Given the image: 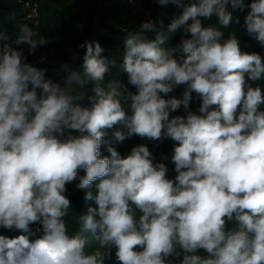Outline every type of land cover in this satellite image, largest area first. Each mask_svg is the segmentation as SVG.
Here are the masks:
<instances>
[{"label":"clouds","instance_id":"1","mask_svg":"<svg viewBox=\"0 0 264 264\" xmlns=\"http://www.w3.org/2000/svg\"><path fill=\"white\" fill-rule=\"evenodd\" d=\"M158 3L182 10L167 31L183 36L162 47V20L127 33L119 66L135 92L105 85L116 61L99 42L80 45L82 65L66 66L61 83L0 31V228L20 233L0 235V264H104L113 248L119 264H264V57L223 31L229 5L248 9L245 34L264 48V0ZM18 32L30 52L47 43L27 24ZM133 136L175 142V177L146 145L122 157L116 145ZM74 181L95 206L70 233Z\"/></svg>","mask_w":264,"mask_h":264},{"label":"trees","instance_id":"2","mask_svg":"<svg viewBox=\"0 0 264 264\" xmlns=\"http://www.w3.org/2000/svg\"><path fill=\"white\" fill-rule=\"evenodd\" d=\"M144 0H41V22L39 32L40 36L47 40V43L39 47L35 51V60L46 58V61L37 67L47 70L46 76L52 79L54 82H61L65 79L67 73L65 67H71L73 69L79 68L82 65L83 55L85 49L80 47L85 41H96L101 44L105 49L102 54L109 60H115L116 66L111 67L108 74L105 76V85L107 82H119L128 86V90L135 92L133 86L128 85L127 73H123L120 76V72L123 70L120 68L122 63V56L124 53V38L128 32L137 31L140 25L146 21L140 20L142 12L138 14L134 11L135 7L131 5L135 2L139 5ZM150 4L151 0H147ZM250 3L251 0H246ZM185 4L190 3V0H184ZM156 4L153 6L152 20L157 21L159 27V21H163V26L159 27V30L167 37L162 47L173 48L176 47L183 33L178 31L175 34H171L167 31L168 25L171 21L177 17L181 9L175 5L169 4L165 9L161 8V5L156 0ZM157 6V7H156ZM141 7V6H140ZM229 10L233 12V21L229 29H223L225 38L229 33L235 34L240 40L241 50L245 52H256L264 57V48H262L258 41L245 34L243 23L244 17L248 13V9L243 11L236 9L232 10L229 5ZM24 9L20 0H0V31H5L9 34V40L6 41L12 47H17L14 43L17 38L18 25L24 23L22 19L24 17ZM215 18L211 21H205L206 25L214 24ZM26 24V23H24ZM146 35L150 39L155 38V33L148 32ZM3 42H0L2 44ZM24 49V48H23ZM25 56L27 50L24 49ZM28 56V55H27ZM179 58V54H177ZM264 86V80L258 82ZM182 86L175 89L171 96L180 98L183 93ZM86 93L85 99L81 102L87 104V96L94 95L92 92V85H87L85 89L79 90ZM192 105V102L191 104ZM264 107V106H262ZM199 107L190 108L192 111H197ZM183 107L175 112L173 115H183ZM118 126H114V129L108 130L109 135ZM147 138H140L139 136H133L126 139L122 143L116 145L117 151L122 157H126L134 146L143 144L146 145L152 152L156 161L163 162L167 165L169 172V178H174L176 173L174 171V164L171 162V156L173 154V148L175 142L171 140H164L160 143L159 147L155 150ZM104 155L108 153L102 149ZM167 157V158H165ZM83 175V173H81ZM76 183L68 184L67 195L69 196L71 207L69 209L68 216L71 218L72 228H68L72 233L79 228L78 217L79 215L87 214V210L90 206H95L94 201H88L85 199V193L82 190L76 188ZM93 194H96L95 182L91 188ZM136 217L141 214L139 209L134 208ZM35 226V225H33ZM231 227V225H229ZM8 231V230H7ZM92 251V249H88ZM115 248L111 250V254L105 257L104 264H119L116 255ZM182 257L172 258L171 264H178Z\"/></svg>","mask_w":264,"mask_h":264},{"label":"built area","instance_id":"3","mask_svg":"<svg viewBox=\"0 0 264 264\" xmlns=\"http://www.w3.org/2000/svg\"><path fill=\"white\" fill-rule=\"evenodd\" d=\"M23 9H24V17L22 22L26 24H30V27H34V25L40 20V2L41 0H20ZM35 13V14H34ZM35 29V28H34ZM16 48L17 50L26 49L27 50V62L33 64L34 66H38L46 61V58H41L39 60H35V52H30V49H27L24 45H19ZM124 71L120 72V76H122ZM160 141H150V145L156 150L159 145ZM7 230L0 228V235H7ZM8 236V235H7ZM13 237V236H9Z\"/></svg>","mask_w":264,"mask_h":264},{"label":"rangeland","instance_id":"4","mask_svg":"<svg viewBox=\"0 0 264 264\" xmlns=\"http://www.w3.org/2000/svg\"><path fill=\"white\" fill-rule=\"evenodd\" d=\"M41 3L42 2H40V5H41ZM147 3H148L147 0H144L141 5H139V4L135 3V2L131 3V5H133L135 7L134 11H136L135 13H137V17H138L139 12L140 13L142 12V16H140V20H145V19H146V21L152 20L151 19L152 18L151 10L153 9L154 5H157L156 4V0H151L150 4H147ZM161 8L165 9V6H161ZM40 12H41V10H40ZM41 16H42V14L40 13V20H41ZM40 20L34 25V28H35L36 31H38V29L40 28V22H41ZM146 21H144V22H146ZM27 25L30 26V24H27ZM181 88H183V86ZM168 95H169V97H171L170 93ZM193 96H194V99L192 101V105H190V108H193L195 106L199 107L200 101L195 98V94H193ZM173 114H175V113H172V115ZM69 212H68V216L71 215ZM68 216L66 217V223H67L68 228H72V226H71L72 224L69 225V223L71 222L72 219L69 218ZM33 227H35V226H33ZM6 233H7L8 236H16V235L20 234L18 231H9V230ZM200 254L204 255L203 250H201ZM178 264H180V261H179Z\"/></svg>","mask_w":264,"mask_h":264}]
</instances>
